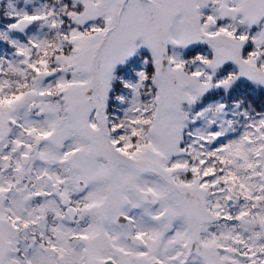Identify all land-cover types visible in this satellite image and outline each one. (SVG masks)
<instances>
[{
  "label": "snow or ice",
  "instance_id": "1",
  "mask_svg": "<svg viewBox=\"0 0 264 264\" xmlns=\"http://www.w3.org/2000/svg\"><path fill=\"white\" fill-rule=\"evenodd\" d=\"M0 264H264V0H0Z\"/></svg>",
  "mask_w": 264,
  "mask_h": 264
}]
</instances>
